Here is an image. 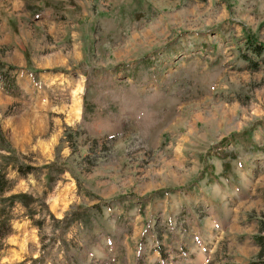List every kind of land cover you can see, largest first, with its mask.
<instances>
[{
	"label": "rangeland",
	"instance_id": "1",
	"mask_svg": "<svg viewBox=\"0 0 264 264\" xmlns=\"http://www.w3.org/2000/svg\"><path fill=\"white\" fill-rule=\"evenodd\" d=\"M251 39L264 0H0V264H264Z\"/></svg>",
	"mask_w": 264,
	"mask_h": 264
},
{
	"label": "trees",
	"instance_id": "2",
	"mask_svg": "<svg viewBox=\"0 0 264 264\" xmlns=\"http://www.w3.org/2000/svg\"><path fill=\"white\" fill-rule=\"evenodd\" d=\"M251 40L253 42H255V44L252 45V47H251L252 52L255 53L257 56L264 53V44L257 43V41L255 39H251ZM9 70L11 71V70H13V68L9 67ZM5 80H6V82H5ZM0 84H4V86L8 88L7 89L8 92L10 90L9 88H11L10 93L14 92V90H12V88L15 89L14 88L15 87L14 80L8 79V77H3V78H0ZM32 169H33L32 167H28V170H32ZM19 172L21 174H25L29 171H24L23 168H19ZM4 190H5L4 187L0 184V192L2 193V192H4ZM9 198H10V201H9L10 205H15V203L18 202V203H21L22 206H25L27 208H30V205L34 201L33 197H31L30 195H26V194L14 195V196L9 197ZM0 214H1V217H0V233L2 235L4 231H6V233H7V232L12 230V224H11L12 221H11V219L6 218V213H5L4 209L1 210ZM31 218H33V216H31ZM3 236H5V234ZM0 239H1V237H0Z\"/></svg>",
	"mask_w": 264,
	"mask_h": 264
},
{
	"label": "crops",
	"instance_id": "3",
	"mask_svg": "<svg viewBox=\"0 0 264 264\" xmlns=\"http://www.w3.org/2000/svg\"><path fill=\"white\" fill-rule=\"evenodd\" d=\"M2 86H4V84H2ZM18 86V84H17ZM19 87V86H18ZM5 92H8L7 89H4L5 87H1ZM159 256V255H158Z\"/></svg>",
	"mask_w": 264,
	"mask_h": 264
}]
</instances>
